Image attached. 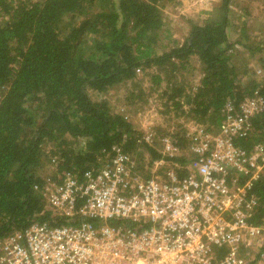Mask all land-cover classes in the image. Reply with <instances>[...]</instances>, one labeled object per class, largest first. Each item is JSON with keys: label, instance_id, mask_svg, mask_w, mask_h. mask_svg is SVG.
<instances>
[{"label": "trees", "instance_id": "obj_1", "mask_svg": "<svg viewBox=\"0 0 264 264\" xmlns=\"http://www.w3.org/2000/svg\"><path fill=\"white\" fill-rule=\"evenodd\" d=\"M174 1L0 0V240L34 222L100 225L98 219L55 215L43 192L48 182L59 184L67 176L85 181L87 171L115 153L114 146L136 159L138 172L170 159L157 141V147L144 143V132L124 112H114L105 97L130 82L128 100L145 103V90L135 81L140 72L150 76L154 89L163 88L165 114H184L212 132L227 101L240 107L247 97L264 99V75L260 81L243 78L251 59L264 72V41L248 42L244 20L239 36H228L235 0H221L202 23L190 22L185 42L174 41L160 52L158 44L169 33L161 6ZM196 65L201 76L194 85L188 78L195 76ZM250 125L251 133L238 143L260 158L264 107ZM185 131L172 133L183 163L191 157ZM250 193L256 201L252 222L263 223L264 167Z\"/></svg>", "mask_w": 264, "mask_h": 264}, {"label": "built area", "instance_id": "obj_2", "mask_svg": "<svg viewBox=\"0 0 264 264\" xmlns=\"http://www.w3.org/2000/svg\"><path fill=\"white\" fill-rule=\"evenodd\" d=\"M264 107L260 96L225 104L215 132L187 128L191 157L183 163L174 134L146 131L141 140L169 160L144 171L122 147L81 182H48L55 215L100 220L53 226L34 222L0 240V264H264V222L253 223L252 182L264 167L239 141ZM113 220L122 224L111 225ZM138 221L143 228L126 225Z\"/></svg>", "mask_w": 264, "mask_h": 264}, {"label": "rangeland", "instance_id": "obj_3", "mask_svg": "<svg viewBox=\"0 0 264 264\" xmlns=\"http://www.w3.org/2000/svg\"><path fill=\"white\" fill-rule=\"evenodd\" d=\"M221 0H176L172 3L163 4L162 10L164 14L165 27L169 33L162 36V40L158 44L160 52L168 50L174 44V41L183 43L189 36L191 23H202L205 19L215 12ZM240 7H245L246 15ZM246 21L249 26V40L264 41V0H235L230 13L231 25L228 27V36L230 40H235L241 31L242 22ZM263 56L258 53L257 57ZM264 57V56H263ZM250 72L243 76L245 80L248 78H256L261 80L264 72L259 71L260 65L257 59L249 61ZM262 69V68H261ZM195 76L188 78L194 85L199 83L200 72L199 66L196 65ZM138 82L142 89L145 90L146 102L136 98L133 101L128 100L130 91L134 89V84L122 83L116 88L111 89L105 97L109 100V105L114 112L125 114L135 127L144 133L154 130L159 136L161 133H177L178 130H186L194 124V120L184 114H176L175 111L165 112L163 105L164 100L161 97L163 88L154 89L152 87L150 76L140 72ZM94 99H100L95 92H90ZM51 145H46L48 150ZM49 167V166H48ZM48 173L49 171H45Z\"/></svg>", "mask_w": 264, "mask_h": 264}]
</instances>
